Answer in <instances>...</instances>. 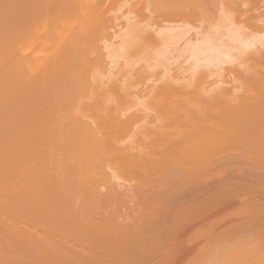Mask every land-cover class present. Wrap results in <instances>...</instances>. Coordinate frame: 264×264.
I'll list each match as a JSON object with an SVG mask.
<instances>
[{
    "label": "bare ground",
    "instance_id": "1",
    "mask_svg": "<svg viewBox=\"0 0 264 264\" xmlns=\"http://www.w3.org/2000/svg\"><path fill=\"white\" fill-rule=\"evenodd\" d=\"M219 1L0 0V264H264V0Z\"/></svg>",
    "mask_w": 264,
    "mask_h": 264
},
{
    "label": "rangeland",
    "instance_id": "2",
    "mask_svg": "<svg viewBox=\"0 0 264 264\" xmlns=\"http://www.w3.org/2000/svg\"><path fill=\"white\" fill-rule=\"evenodd\" d=\"M220 1H221V0H220ZM220 1H219V2H220ZM219 2H218V3H219ZM216 3H217V2H216ZM220 3H221V2H220ZM220 3H219V4H220ZM262 3L264 4V1H263V2H260L259 4H262ZM247 5H248V4H247ZM252 7H253V1H252V0H249V8H252ZM112 15H113V14H112ZM128 54H129V53H127V56L124 55V57H125L124 60H128V61H129L130 58L133 59L134 56H131V55H130V56H131V57H130ZM127 57H128V59H127ZM129 57H130V58H129ZM134 58H135V59H133V60L135 61V60L138 59V56H135ZM136 58H137V59H136ZM118 60H120V62H119ZM124 60H123V57H121V58H119V59L117 58V61H118L117 63H118V65L121 64L122 61H123V63H124V62H125ZM130 61H131V60H130ZM131 62H132V61H131ZM224 74H225V73H224ZM123 175L126 176V174H123ZM121 176H122V175L120 174L119 177H121ZM125 176H123V177L125 178ZM121 178H122V177H121ZM124 178H123V179H120L121 181H122V180L124 181V182H123L124 184H130V183L133 184V183H134V181H133V183H132V179H131V181H130V179L127 181L128 176H127V178H125V180H124ZM125 182H128V183H125ZM129 182H130V183H129ZM231 204L233 205V203H231ZM229 206L232 207L231 205H229ZM233 206H236V204L234 203ZM236 207H237V206H236ZM236 207H235V208H236ZM233 208H234V207H233ZM228 209H230V208L228 207V208H226L225 210L223 209V210H221L222 212L219 210V212H221V213H218L217 216L219 217L220 215L222 216V215L226 214L227 211L229 212ZM231 209H232V208H231ZM225 211H226V212H225ZM228 212H227V213H228ZM216 214H217V213H216ZM219 214H220V215H219ZM210 215H213V214H209L208 217H209ZM213 216L215 217L216 215H213ZM213 216H212V218H210L211 221H212V219H215V218H213ZM217 216H216V217H217ZM206 218H207V216H206ZM200 220H205V217H204V218L202 217V219H200ZM206 220H207V221H206ZM206 220L203 221V222H207V224H208L209 219H206ZM203 224L205 225V223H203ZM203 224H202V221H201V223H199V224L197 223L196 226L199 225L198 227H200V226H202ZM207 228H208V227H207ZM210 229H211V228H210ZM210 229H209V231H211V233L214 232V231H212V229H211V230H210ZM214 229H216V228H214ZM207 230H208V229H207ZM209 231H208V232H209ZM206 233H207V231H206ZM206 233H205V234H206ZM207 234H208V233H207ZM212 234H213V233H212ZM212 234H211V235H212ZM209 235H210V234H209ZM209 235H208V236H209ZM211 235H210L209 237H208V236H204L203 238L201 237V239H198V241H197V244H198V242H199L200 246H202V247L204 248V250H205V251L203 250V251H200V252H199L198 250H196V251H198V252H197V254H198V255H197V258H198V259L196 258L195 260H198L197 262H200V264H202V263H203V264H208V261H209L210 259H213V260H210L211 264H214V262L217 263V264H219V263L221 264V263L223 262V260H225L223 263H226V262H228V259H227V258H229V257H230V258H229V261H231V258L233 257V259H235V258H234V255L236 256V253H233L234 251H231V250H230L231 248H234V246H235V249H236L238 246H239V247H240V246H244V245L246 246L247 244H249V243L245 240V237H244V236H245V233L242 234V235H240V236H238V238H236L235 236H234V237H233V236L230 237V236H225V235H224V236H222V237L224 238V240H222V237H221V236H220V237H221V238H220L219 236H214L215 234L212 235V237H211ZM206 237H208V238H206ZM210 237H211V238L214 237V239H210ZM225 237H226V238H225ZM227 237H228V238H227ZM204 238H206V240H205ZM216 238H218V239H216ZM203 239H204V240H203ZM208 239H210L209 241H212V242H209ZM215 239L217 240V243L214 242V241H216ZM220 239H221V240H220ZM230 239H231V240H230ZM243 239H244V240H243ZM213 240H214V241H213ZM206 242H207V243H206ZM208 242H209V243H208ZM219 242H221V243H219ZM234 242H235L237 245H236ZM211 243L213 244V246H212ZM214 243H215V244H214ZM199 244H198V245H199ZM224 244H225V245H224ZM233 244H234V245H233ZM241 244H242V245H241ZM243 244H244V245H243ZM206 245H207L208 247H205ZM230 245H231V246H230ZM232 245H233V247H232ZM210 246H211V247H210ZM224 247H226V248H227V247L230 248V249H229L230 251H229L228 249H227V251H225L226 248H224ZM208 248H209V249H208ZM212 249H213V250L216 249L217 252L213 251ZM217 249H218V250H217ZM221 249H222L223 251H221ZM235 249H234V250H235ZM232 250H233V249H232ZM210 251H211V252H210ZM218 251H221V252H218ZM228 251H229V253H228L229 256L227 257V252H228ZM235 251H236V250H235ZM191 252H192L193 254H191ZM194 252H195V251H190V252L187 253V254L190 255V257H191V258L189 257L190 260L192 259L193 255H194ZM205 252H207V253H205ZM230 252L233 253V255H232ZM195 253H196V252H195ZM201 253H204V254H201ZM240 253H241V252H239L238 255H239ZM206 254H207V255H206ZM230 254H231L232 256H231ZM199 255H200V256H199ZM210 255H212L213 257H211ZM194 256H195V255H194ZM208 256H209V258H210L209 260H207ZM215 256H218V257H219V261H218V257H215ZM240 256H241V255H240ZM245 256H246V254H245ZM245 256H244V258H245ZM186 257H187V255H186ZM186 257H185V258H186ZM221 257H223V258H221ZM185 258H184V259H185ZM204 258H205V260H204ZM238 258H239V256H238ZM184 259L181 260V261H179V264H189L190 262H191L190 264H197V263H195L196 261L192 262V261L188 260L187 258H186L185 260H184ZM200 259H201V260H200ZM202 259H203V260H202ZM221 259H223V260H221ZM226 259H227V260H226ZM233 259H232V260H233ZM199 260H200V261H199ZM206 260H207V261H206ZM238 260H241V259H238ZM216 261H218V262H216ZM183 262H184V263H183ZM209 264H210V263H209Z\"/></svg>",
    "mask_w": 264,
    "mask_h": 264
}]
</instances>
